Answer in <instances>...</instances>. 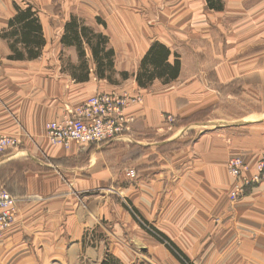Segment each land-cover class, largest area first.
<instances>
[{
    "label": "crops",
    "instance_id": "0c3cea01",
    "mask_svg": "<svg viewBox=\"0 0 264 264\" xmlns=\"http://www.w3.org/2000/svg\"><path fill=\"white\" fill-rule=\"evenodd\" d=\"M75 1L113 18L109 28H93L109 37L115 69L129 76L117 84L97 78L87 51V79L74 81L69 65L81 60L74 46L60 41L69 16L44 21L32 3L27 4L37 12L45 43L37 58H10L9 41L2 35L16 13L14 4H19L0 0V133L18 140L17 146L0 154V186L17 198L15 219L0 237V264H102L105 258L108 264L109 259L112 264H133L141 255L123 236L130 229L136 232L140 223L129 207L103 192L109 184L113 191H126L133 209L191 264H264V180L232 201L226 172L231 156L242 157L254 168L256 155L264 151V39L248 41L245 27L233 40L232 27L224 20L223 39L217 40L215 30L207 34V73L200 59L205 50L197 47L191 60L183 50L199 40L194 25L189 26L191 20L244 15L248 10L263 17L264 0L246 7L242 3L251 0H221L219 11L209 9L206 0H162L168 6H161L158 14L167 21L161 26L169 40L160 33L155 37L145 24L136 25L135 9H117L116 1L142 2L151 8V0ZM168 22L174 26L169 28ZM174 28L183 31L173 36ZM258 28L264 32V24ZM116 36L121 41H112ZM142 36L145 43L139 41ZM125 39L128 44L122 42ZM153 41L170 49V62L178 55L179 73L168 83L155 79L140 87L135 74ZM192 61L199 65L195 72L188 70ZM97 91L142 96V104L131 108L136 120L130 132L94 146L51 143L46 124L69 114ZM219 93L224 120L216 116ZM205 98L211 107L206 122L180 125L177 131L185 129L187 136L166 127L168 116L177 120L184 115L182 106L187 103L194 110ZM160 127L163 132H156ZM120 152L127 153L133 166L146 163L144 174L127 187H120ZM108 227L112 239L105 247L98 234ZM140 236L150 253L155 251L147 255L146 264H184L151 233Z\"/></svg>",
    "mask_w": 264,
    "mask_h": 264
},
{
    "label": "rangeland",
    "instance_id": "374dc122",
    "mask_svg": "<svg viewBox=\"0 0 264 264\" xmlns=\"http://www.w3.org/2000/svg\"><path fill=\"white\" fill-rule=\"evenodd\" d=\"M16 1H17V3L20 6H24L27 3H32V5L37 10L40 11L41 18L43 20L44 19H47V20L48 19L58 20V19H61L63 16H70L71 14H75V15L80 16L81 18H83L86 21V23L88 25H90L92 28L93 27L95 29L99 28L97 30H101L100 28H102L103 25L101 23L97 22L96 17H98L101 21L104 22V26L105 27L108 26V28H109V26H111L113 24V18L112 17L108 16L106 13L102 12L98 8L91 9L89 7L88 8L85 7L82 4L81 1L80 2H76L75 0H16ZM255 1L256 0L245 1V2L242 3V5H244V7H246V6H249L250 4L254 3ZM116 2H117V5H118L117 9L118 8L119 9H125V10H128L129 8L135 9V11L137 13V18L134 20L136 25H140V26L143 27L144 24H145L146 26H148V28L151 31H153V35L155 37L159 36L158 34L160 33V34H163L164 37L167 38V40H169L168 39L169 36H167L165 34V32L163 31L164 30V26H161V24H167V23H165L167 21L162 22L161 21L162 19L160 18V15L158 14V11L161 8V6L167 5L166 1H162V0H156V1L154 0L153 1V0H151V1H149V3H151V8L145 7L144 6L145 3H142V2H136L137 3L136 5H133L132 2H128V1H116ZM94 3H95V1L93 2V4ZM198 3L202 4V6H204L203 7L204 14H209L206 6L204 5V1H199ZM110 5L112 6V3H110ZM152 6H153V8H152ZM241 10H242L241 8L237 9V11H241ZM231 12H235V11L232 10ZM227 14H230V12H227ZM54 15L56 17H54ZM219 15H220V17L216 16V18H213V17L209 16L207 18L201 19L200 21H197V20L196 21H194V20L192 21L191 20V22L189 23V26H193L194 25L195 29L197 30L196 33H197V36H198L199 40L196 43L189 44L188 47L187 48H183V50H184V52L187 53V55L189 54V56H188L190 58L189 60H191L193 58L191 56H193L192 54L196 50L197 47L202 48L203 50H205V53H203V57L202 58L200 57L201 61H203V66H202L203 69L202 70H203L204 73H207V69H208V66H207V63H206V60H207L206 47H207V43H208L207 42L208 31H209V29H210L211 32H212V30H215V34H216L217 40L223 39V37L226 34L224 32V29H223V26H224V23H225L224 20H226V23H230V25L232 27V34L231 35H232L233 40H236V39L239 38V36L241 35L240 31L244 30L242 28H245V27L248 28L247 29L248 31H244V33H247L248 37L246 39L248 41L255 42L256 40L264 39V32H260L259 31L260 28H258L256 30V27L258 25L264 24V16L263 17L255 16L254 10L253 11L252 10H248V12L244 13V15H236V16L235 15H231V16L228 15L227 17H225L224 14H219ZM174 19L175 18H169V21L171 22ZM190 19L191 18H188L189 21H190ZM212 20H215V21H212ZM187 24L188 23H186L185 25H187ZM167 26L169 28H171L170 26H174V24L168 22ZM172 30H170V32H171V34L173 36H177L176 33L178 31H183V29H178L177 31H175V28H174L173 31ZM189 32H190V30H189ZM103 34L106 35L105 33H103ZM113 36H115L114 32H113ZM107 39L109 40L108 36H107ZM116 39L121 41L119 36H116V37L112 38V41L115 42ZM246 39H244V40H246ZM139 41L141 43H145L144 37L142 36L139 39ZM122 42L128 44L129 40L125 39ZM108 46L111 47L109 42H108ZM113 51H115V50L113 49ZM177 51L178 52H182V49H180V50L177 49ZM114 61H115V55H114ZM194 62L195 61H192L188 65L189 72H192V71L195 72V70H198L199 65H196ZM114 71L116 73L115 74V79L118 81V83L121 80L120 73L121 72H127V71H118V70L115 69V67H114ZM219 95H220V97H219ZM142 100H143V98H142ZM141 104H142V102H141ZM197 104H198L197 108H195L193 110L192 106L190 104L186 103L185 106H182L183 109H184V115L183 116L181 115V117H179L177 120H176V117H174V120H172V121L166 119V122L168 123L166 127L169 130H171L173 133L175 131L178 132L177 133L178 136H185V135L187 136L188 134H187V131L185 129L182 130L180 133H179V131H177V128L180 125H182V124L186 125L188 123L200 124V123L206 122V120L208 118V115L209 114L211 115V107H209V105H208L207 98H205L202 102L197 103ZM138 105H140V104H138ZM228 109H229V107H228ZM232 109L234 110L233 107H232ZM185 112H187V113H185ZM216 112H217V114H216L217 118H219V116H221L220 119L224 120V117H223L224 103H223L222 93L218 94ZM155 131L156 132H163V127L155 128ZM70 144H71V142H70ZM78 144L80 146L89 145V144H86V143H78ZM90 144L93 145V144H96V143H90ZM168 145H171V144H168ZM141 148L144 149L145 147L141 146ZM169 151L171 152V150H169ZM262 152H264V151H262ZM142 154H144V152H142ZM259 155H256V158L257 157L259 158ZM119 156H121V157L117 158L116 160H117L118 164H120V166H121V171H122L121 183L124 181L123 184L121 186L119 184V186L120 187H122V186H126L127 187L128 183L129 184L130 183L131 184L135 183L138 180V178H140V176L144 174V169H145L146 163L143 162V163H140V165H138V166H133L134 163L130 162L131 160L128 158L127 153L120 152ZM231 157H233V156H231ZM230 158H228V160ZM240 158L242 159V157H240ZM258 158L256 159V162H257ZM110 159H112V156H110ZM228 160L226 161V172H227V175L229 176V179L231 181L230 182V187H231V183H232L233 179L228 174V170H227V162H228ZM256 162H255V164H256ZM255 164H254V166H255ZM129 169H134V171H135V176L132 177L131 180L127 179V176L125 175L126 170H129ZM247 177H249V176H247ZM262 180H264V178ZM0 187H3L4 189H6L2 185ZM105 188H107V190H103V192H107V194L109 196H111L114 201L119 202L121 205H124L127 208L128 207H130L131 209L134 208L131 205V202L129 201V199H128L127 195H126V191H123L122 188H120L119 190L113 191L111 184H109V186L105 187ZM16 203H17V198H16ZM137 213H138V211H137ZM135 218L140 223V225H141V226L139 225L140 228L136 227V229H137L136 232H133L132 229L125 231L123 238L126 239V244L128 245V247H130L131 245H134L137 248V250H138L137 253H139L141 255V256L138 257L140 261L138 260V258H136L135 262H133V264H146L147 255L153 256L155 251H152L150 253V251L146 247V244L143 241L142 236H140V233L143 234V232H146L147 234H149L150 233L149 228L151 226V223L148 224L145 221V219H143V217L140 214L138 216H136ZM125 227L127 228V226H125ZM152 227H153V225H152ZM109 229L111 230V228L108 227V229H105L102 233L98 234L101 237L102 244L105 245V247L108 245V243H110V239H112V236L108 233ZM91 232L92 233H91L90 236H93V238H94L96 236V234H95L94 231H91ZM143 256H145V257H143ZM109 263L112 264V259H109Z\"/></svg>",
    "mask_w": 264,
    "mask_h": 264
},
{
    "label": "trees",
    "instance_id": "16d2710c",
    "mask_svg": "<svg viewBox=\"0 0 264 264\" xmlns=\"http://www.w3.org/2000/svg\"><path fill=\"white\" fill-rule=\"evenodd\" d=\"M206 3L209 9L217 11L222 9L221 0H206ZM14 8L16 9V13L9 19L8 29L2 35L9 41V48L12 52L9 57L13 59L37 58L45 43L37 12L29 4L20 7L15 3ZM96 20L104 26V22L98 17H96ZM60 41L64 45L74 46L81 60L78 65H69L74 81L87 79L86 72H88V65L86 57L88 51L95 66L96 77L106 79L112 84L118 83L115 79L116 73L114 71L115 53L113 48L108 46L109 40L107 36L102 32L95 31L94 28L84 22L83 18L71 14L64 24ZM170 55L171 51L167 46L159 41H153L140 60L139 68L135 74L136 83L140 87H147L155 79H159L163 83L174 80L179 73L180 61L178 55L173 54V62H170ZM120 75L121 79H126L129 76L127 72H121ZM131 211L135 217L139 215L135 209L132 208ZM149 231L179 261L184 264H190L187 257L163 233L152 226H150ZM107 260L105 258L102 264H108Z\"/></svg>",
    "mask_w": 264,
    "mask_h": 264
},
{
    "label": "built area",
    "instance_id": "2783aa9c",
    "mask_svg": "<svg viewBox=\"0 0 264 264\" xmlns=\"http://www.w3.org/2000/svg\"><path fill=\"white\" fill-rule=\"evenodd\" d=\"M94 92L88 100L75 112L62 119L49 121L46 124V137L51 143L62 144L66 147L70 142L104 144L121 139L133 126L136 117L131 108L141 104L142 96L137 92ZM168 120L173 119L168 116ZM18 145L16 137L0 133V153ZM228 168L232 176L243 178L235 183L230 193L235 200L245 190L258 185L264 176V152L253 167H250L239 156L228 160ZM129 177L135 176L134 169L126 170ZM252 171L251 173H249ZM16 216V198L3 187H0V237Z\"/></svg>",
    "mask_w": 264,
    "mask_h": 264
},
{
    "label": "bare ground",
    "instance_id": "6f19581e",
    "mask_svg": "<svg viewBox=\"0 0 264 264\" xmlns=\"http://www.w3.org/2000/svg\"><path fill=\"white\" fill-rule=\"evenodd\" d=\"M106 93H109V92H106ZM130 95H133V94H130ZM91 97V96H90ZM89 97V98H90ZM88 100V99H87ZM86 100V101H87ZM85 101V102H86ZM85 102H83V103H81L76 109H74L72 112H70L69 114H71V113H73V112H75L82 104H84ZM69 114H67V115H69ZM67 115H65V116H67ZM65 116H63V117H65ZM62 117V118H63ZM61 118V119H62ZM46 128V127H45ZM0 154H3V153H0ZM243 160V159H242ZM244 161V160H243ZM245 162V161H244ZM246 163V162H245ZM227 170H228V174L230 175V177L233 179V181H232V183H231V187H230V190H229V197H230V193H231V191L234 189V186H235V183L236 182H238V181H240L241 179H243V178H248L247 176H243V177H240V178H235V177H233L232 176V172L229 170V168H228V162H227ZM127 172V171H126ZM126 174V173H125ZM126 176L127 177H129L127 174H126ZM129 178H131V177H129ZM263 178H264V176H263ZM262 178V179H263ZM244 194H245V192L243 193V194H241L239 197H237L235 200H238L239 198H241L242 196H244ZM231 199V198H230ZM235 200H232V201H235Z\"/></svg>",
    "mask_w": 264,
    "mask_h": 264
}]
</instances>
